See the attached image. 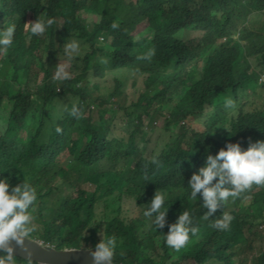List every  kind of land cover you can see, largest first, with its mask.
Returning a JSON list of instances; mask_svg holds the SVG:
<instances>
[{"label": "trees", "instance_id": "1", "mask_svg": "<svg viewBox=\"0 0 264 264\" xmlns=\"http://www.w3.org/2000/svg\"><path fill=\"white\" fill-rule=\"evenodd\" d=\"M258 13L264 16V0H0V29L16 24L12 45L0 52V175L10 188L25 178L36 189L29 236L87 248L113 235L115 264H233L236 254L238 264H264V185L223 206L233 217L227 229L210 226L222 208L201 219L206 209L187 187L208 153L228 141L244 149L249 139H264ZM91 15L97 19L88 26ZM44 16L55 23L43 34L24 27ZM190 29L200 35L176 34ZM72 39L80 51L67 58L69 78L54 81ZM148 49V59H136ZM228 89L235 99L243 91L232 114L201 121L204 98ZM73 104L78 117L70 114ZM119 111L123 123L115 122ZM156 190L172 202L157 231L143 215ZM124 202L134 205L132 215ZM184 209L198 231L174 250L162 232Z\"/></svg>", "mask_w": 264, "mask_h": 264}, {"label": "clouds", "instance_id": "2", "mask_svg": "<svg viewBox=\"0 0 264 264\" xmlns=\"http://www.w3.org/2000/svg\"><path fill=\"white\" fill-rule=\"evenodd\" d=\"M54 23V17H36L35 20L24 23V27L32 35H40ZM110 27L117 29L119 25L116 21H113ZM192 31L195 30H180L176 34L180 38L190 39ZM15 32V23H9L0 29V52L6 53L8 51L13 43ZM198 35H200V32ZM79 51L77 40L72 39L64 42L63 52L69 60L77 56ZM152 54L153 50L148 49L142 56H137L136 59H148ZM68 78L69 73L66 71V65L58 62L52 80L57 81ZM206 99L207 97L204 98L202 106ZM224 105L225 107L233 106V100L226 98ZM70 114L79 116L75 104L72 105ZM56 131L59 132L60 128L57 127ZM152 162L154 164L159 163L155 157ZM2 171L0 170V172ZM253 185H264V139L255 141L249 139L248 146L244 149L241 148L238 141H228L215 154L208 153L204 164L197 171L191 173L187 187L190 189L189 198L194 202L199 194L200 205L203 209H206L201 219L209 220L216 209L222 208L221 214L214 219L210 226L214 229H227L233 217L229 212L223 211V206L229 200L236 199ZM36 200V189L25 178L22 183L10 188L9 178L0 175V264H17L15 249L24 246L26 238L36 230L31 213ZM167 200L168 193L166 191L156 190L143 212L144 216L152 217L151 224L156 231L158 228H164L166 211L172 203L166 204ZM197 231L198 226L194 223L191 212L184 209L177 216L175 222L168 225L166 233L161 231L164 234L163 243L174 250H180L188 243L190 234L195 235ZM117 244L118 241L115 236L101 234V239L95 244L94 248L88 250L91 257L90 264H112ZM28 255H30V252ZM233 260H236V263ZM232 263H239L237 254L232 259Z\"/></svg>", "mask_w": 264, "mask_h": 264}, {"label": "water", "instance_id": "3", "mask_svg": "<svg viewBox=\"0 0 264 264\" xmlns=\"http://www.w3.org/2000/svg\"><path fill=\"white\" fill-rule=\"evenodd\" d=\"M92 248L94 247L56 248L38 238L28 236L24 246L15 249V254L29 262L39 264H90L91 257L88 250ZM112 264L115 263L112 261Z\"/></svg>", "mask_w": 264, "mask_h": 264}, {"label": "rangeland", "instance_id": "4", "mask_svg": "<svg viewBox=\"0 0 264 264\" xmlns=\"http://www.w3.org/2000/svg\"><path fill=\"white\" fill-rule=\"evenodd\" d=\"M253 14H251L252 16ZM258 18L262 21V23L264 24V16L261 14V13H258L257 14ZM96 16L95 15H91L90 17H88L87 19V23H88V26H90L92 24V22L94 20H96ZM256 21V20H255ZM253 23V21H252ZM263 30H264V26H263ZM199 32L197 31H192L190 33V36H193V35H198ZM101 40V39H100ZM103 61H105L106 57H100ZM60 63H63L66 65V69H67V66L69 64V61L67 60V57H64L62 60H60ZM237 76V75H236ZM238 77V83H242V80L239 76ZM130 80V79H129ZM181 95L180 92H177L175 94L174 97H179ZM237 97L239 100H242L243 98V91L241 90H238L237 91V94H236V99L234 98L232 92L230 89H228L227 91L223 92V93H219L217 95H210L206 100L205 102L203 103V106H202V109L200 110V116H199V119L202 121V120H205V119H209L211 118V116H214L215 113H220V115L225 114L226 116L228 115H231L232 112L234 111L235 109V105H236V101H237ZM226 98H231L233 100V106L231 107H225L224 105V100ZM57 108V107H56ZM115 122H121L123 123L124 121L122 120L121 118V112H117L116 115H115ZM161 118H159L157 121H156V125L157 126H160L159 124L161 123ZM192 125H196L195 123H191ZM201 128V127H200ZM211 131L212 133H215V131L213 130V128H211ZM150 142L153 143L155 142V138L152 137L150 139ZM124 207L125 209L127 210V212L129 213V215H132V209L134 208V205H132L131 203H128V202H124ZM135 210V209H134ZM139 214V209H136L135 211H133V215H138ZM261 228H263V226H261ZM253 229H255V227H253ZM256 230V229H255ZM260 241V237H254L252 240H251V244L252 245H257L258 242ZM242 241H240L238 244H240ZM246 256V253L244 254ZM234 263H236V260H233Z\"/></svg>", "mask_w": 264, "mask_h": 264}]
</instances>
